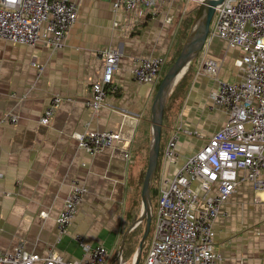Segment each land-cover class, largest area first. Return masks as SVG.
<instances>
[{
  "label": "crops",
  "instance_id": "1",
  "mask_svg": "<svg viewBox=\"0 0 264 264\" xmlns=\"http://www.w3.org/2000/svg\"><path fill=\"white\" fill-rule=\"evenodd\" d=\"M77 6V21L61 49L52 52L43 44L29 47L0 41V250L12 252L23 241L28 251L44 256L53 250L70 261L81 257L74 239L79 235L85 243L103 245L109 251L105 264H131L139 242L134 243V230L140 223L126 236L123 246L130 253L123 255L119 245L141 212L139 177L156 86L132 79L131 60L158 55L166 63L183 16L163 10L123 36L118 26L113 27L115 21L122 24L123 18L113 13L110 1L77 0ZM106 46L118 50L119 64L105 105L93 114L83 100L103 71L102 61L94 54ZM205 54L220 62L219 79H240L234 65L237 51L221 39L212 37ZM32 63L43 66L38 78ZM214 88V80L198 76L192 65L188 91L167 128V139L180 121L197 130L202 139L181 135L177 160L161 159L158 181L171 176L185 157L226 122L224 110L211 108L209 94ZM56 94L70 100H63L49 125H42L43 109ZM6 112L17 115L18 121L1 122ZM85 129L117 132L123 141L89 155L71 136ZM71 181L84 185L87 192L67 234L58 239L55 219ZM223 208L226 215L214 223V246L222 257L219 264H264V190L254 191L248 181L239 183Z\"/></svg>",
  "mask_w": 264,
  "mask_h": 264
},
{
  "label": "built area",
  "instance_id": "2",
  "mask_svg": "<svg viewBox=\"0 0 264 264\" xmlns=\"http://www.w3.org/2000/svg\"><path fill=\"white\" fill-rule=\"evenodd\" d=\"M108 1L113 13L123 18L122 24L115 21L113 27L118 26L121 34L128 36L163 10H175L184 16L190 2L198 4L202 0ZM77 14V0H0V41L29 47L43 44L54 52L65 45ZM166 20L171 21L170 14ZM212 37L237 51L234 65L240 79H219L220 62L205 54ZM94 57L102 61L103 71L100 79L91 84L83 105L96 114L105 105L120 54L106 46ZM131 64L134 81L154 86L165 58L136 56ZM31 65L37 68L38 78L43 66ZM193 65L198 76L214 80L215 88L209 94L211 108L224 110L226 122L185 157L171 176L160 177L154 238L141 264H219L222 257L214 246V223L226 215L224 205L244 181L252 183L254 191L264 190V0H223L215 9L209 34ZM63 100L70 99L51 96L39 123L49 125ZM17 121L18 116L11 112L4 113L1 119L11 124ZM181 135L202 139L197 130L178 122L164 144L163 160L176 162ZM71 136L77 147L89 155L112 149L123 141L119 133L108 130L85 129ZM86 192L84 185L71 181L63 208L55 219L58 239L67 234ZM74 239L82 251L80 258L64 260L53 250L41 256L18 241L14 251L0 250V264H105L109 251L103 245H89L79 235Z\"/></svg>",
  "mask_w": 264,
  "mask_h": 264
},
{
  "label": "water",
  "instance_id": "3",
  "mask_svg": "<svg viewBox=\"0 0 264 264\" xmlns=\"http://www.w3.org/2000/svg\"><path fill=\"white\" fill-rule=\"evenodd\" d=\"M222 2L223 0H202L199 3L181 50L175 61L162 77L153 96L149 119L148 160L141 187V212L138 218L124 233L119 245V252H121L128 233L135 226L144 221V229L131 264L140 263L143 247L150 232V225L153 217V207L151 202L153 189H151V184L158 163L165 105L177 82L184 76L197 58L198 54L201 52L210 31V25L214 17L215 9Z\"/></svg>",
  "mask_w": 264,
  "mask_h": 264
},
{
  "label": "trees",
  "instance_id": "4",
  "mask_svg": "<svg viewBox=\"0 0 264 264\" xmlns=\"http://www.w3.org/2000/svg\"><path fill=\"white\" fill-rule=\"evenodd\" d=\"M197 7H198L197 4L194 5L193 7H190V9L186 12L185 16L183 17V19H182V21L180 23V26L178 28V32H177V36H176V40H175V45H174L173 51L170 54V58H169L170 61L167 60L166 63H165V66L167 64H168V67L171 66V64L174 62V60L178 56V54H179V52L181 50L182 44H183V42H184V40L186 38L188 29H189V27L191 25L193 14L197 10ZM192 65L189 67V69L186 72L188 75L185 73L184 76L177 82V84L173 88V91L170 94V96L168 98V101H167V103L165 105L164 111H163V120H162V129H161V139H160V150H159V156H158V163H157L156 172H155V175L153 177L152 184H151V189H153V193L151 195V202H152L153 210H154V205H155V203H157V199H158V186L157 185H158V178H159L160 163H161V159H162V155H163V148H164V146L162 144V137H163L164 133H167L168 126L170 125L172 120L177 116V114H178V112H179V110L181 108V105H182V103H183V101L185 99L186 93H187L188 88H189V80H190V76H191V67H192ZM164 67H163V69L161 71L160 79H162V77L164 76V74L166 73L167 68H168V67L167 68H164ZM156 88H157V85H156L155 89ZM148 147H149V135H147V138L145 140L144 148H145V151H146V155H145L144 166H143V169H142V171L140 173V177H139V187L140 188L142 186L143 177H144V174H145V171H146V167H147ZM137 218H138V216H134L133 221H135ZM152 219H153V217H152ZM151 223H152V220H151ZM138 226L140 227L139 230H138L139 231V239H140L141 235H142V232H143V228H144V221H142ZM136 229H138V228H136ZM134 231H136V230H134ZM150 231H151V225H150ZM139 239H138V241H139ZM148 239H149V237H148ZM148 239H147V242L144 245L142 257H141V260H140L139 264H141V262L143 260V257L146 254V253L144 254V250L146 248L145 247L146 244L148 243ZM127 241H128V238L126 237L125 243H124L125 246H126V242ZM125 246H123V249H122L123 255H126V253L128 252V250L126 251L127 248ZM129 253L130 252H128V254Z\"/></svg>",
  "mask_w": 264,
  "mask_h": 264
},
{
  "label": "rangeland",
  "instance_id": "5",
  "mask_svg": "<svg viewBox=\"0 0 264 264\" xmlns=\"http://www.w3.org/2000/svg\"><path fill=\"white\" fill-rule=\"evenodd\" d=\"M197 3H194V2H190L189 3V5H188V10L190 9V7H193L194 5H196ZM199 5V3L197 4V6ZM195 13H196V11H195ZM195 13L193 14V17H192V21H193V19H194V15H195ZM191 24H192V22H191ZM191 26V25H190ZM190 28V27H189ZM189 30V29H188ZM185 41V40H184ZM184 43V42H183ZM183 45V44H182ZM169 58H170V56H169ZM177 58V57H176ZM169 61H170V59H168ZM175 61V60H174ZM164 66H165V64H164ZM163 66V67H164ZM168 67V64L164 67V68H167ZM170 67V66H169ZM168 67V68H169ZM168 68H167V70H168ZM163 69V68H162ZM160 78H159V80L157 81V83H156V85L158 86L159 85V82H160ZM156 87V86H155ZM157 89V88H156ZM156 89H155V92H156ZM155 92H154V94H155ZM167 133H164L163 134V137H162V144H163V146H164V143L166 142L165 140H167ZM146 152V151H145ZM156 218H157V203H155V205H154V210H153V219H152V223H151V231L149 232V235H148V237H149V239H148V237H147V239H148V243L146 244V248H145V250H144V254L147 252V250H148V248L150 247V244H151V242H152V240H153V238H154V231H155V227H156ZM139 228L140 227H138V229L136 230V233H137V237L134 239V243L136 242L137 243V241H138V239H139ZM140 240V239H139ZM146 242H147V240H146ZM145 242V243H146ZM137 245H138V243H137ZM145 245V244H144ZM133 248H135V244L132 246V249ZM136 248H137V246H136ZM144 248V247H143ZM142 253H143V251H142Z\"/></svg>",
  "mask_w": 264,
  "mask_h": 264
},
{
  "label": "bare ground",
  "instance_id": "6",
  "mask_svg": "<svg viewBox=\"0 0 264 264\" xmlns=\"http://www.w3.org/2000/svg\"><path fill=\"white\" fill-rule=\"evenodd\" d=\"M187 74V73H186ZM188 75V74H187ZM158 87V86H157Z\"/></svg>",
  "mask_w": 264,
  "mask_h": 264
},
{
  "label": "flooded vegetation",
  "instance_id": "7",
  "mask_svg": "<svg viewBox=\"0 0 264 264\" xmlns=\"http://www.w3.org/2000/svg\"><path fill=\"white\" fill-rule=\"evenodd\" d=\"M184 16H185V15H184ZM184 16H183V17H184Z\"/></svg>",
  "mask_w": 264,
  "mask_h": 264
}]
</instances>
